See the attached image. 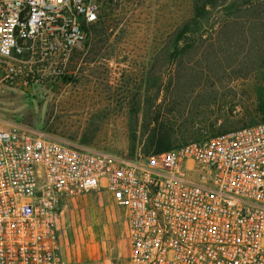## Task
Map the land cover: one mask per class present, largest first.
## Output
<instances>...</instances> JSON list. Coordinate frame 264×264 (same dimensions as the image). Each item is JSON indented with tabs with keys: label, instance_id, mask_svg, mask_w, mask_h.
I'll return each mask as SVG.
<instances>
[{
	"label": "built area",
	"instance_id": "built-area-1",
	"mask_svg": "<svg viewBox=\"0 0 264 264\" xmlns=\"http://www.w3.org/2000/svg\"><path fill=\"white\" fill-rule=\"evenodd\" d=\"M95 0H0L2 85L38 86L98 19ZM106 192L126 215L120 264H264V121L135 157L0 127V264L65 260V197Z\"/></svg>",
	"mask_w": 264,
	"mask_h": 264
},
{
	"label": "rangeland",
	"instance_id": "rangeland-1",
	"mask_svg": "<svg viewBox=\"0 0 264 264\" xmlns=\"http://www.w3.org/2000/svg\"><path fill=\"white\" fill-rule=\"evenodd\" d=\"M95 1L101 23L42 85L0 83V127L135 157L153 133L176 147L264 120V0ZM59 211L62 255L128 258L126 215L106 192Z\"/></svg>",
	"mask_w": 264,
	"mask_h": 264
},
{
	"label": "trees",
	"instance_id": "trees-1",
	"mask_svg": "<svg viewBox=\"0 0 264 264\" xmlns=\"http://www.w3.org/2000/svg\"><path fill=\"white\" fill-rule=\"evenodd\" d=\"M101 16L102 14L99 13L97 21L91 25V27L89 28V31L91 28H94L97 24L101 23L100 21ZM167 137H168V133H163V132L153 133L149 138L147 148L151 149L149 147H154V149L149 154L164 152V151L174 148V147H171V144L169 143Z\"/></svg>",
	"mask_w": 264,
	"mask_h": 264
},
{
	"label": "crops",
	"instance_id": "crops-1",
	"mask_svg": "<svg viewBox=\"0 0 264 264\" xmlns=\"http://www.w3.org/2000/svg\"><path fill=\"white\" fill-rule=\"evenodd\" d=\"M59 249H60V245H59ZM61 253V252H60ZM62 255V254H61ZM62 257L65 259V260H70L71 261V249H68L66 251H63V255ZM76 258V257H74ZM80 258L77 256V259H73V260H79Z\"/></svg>",
	"mask_w": 264,
	"mask_h": 264
}]
</instances>
